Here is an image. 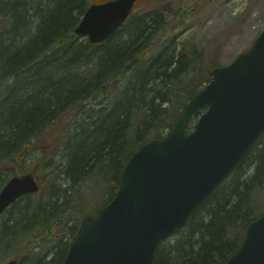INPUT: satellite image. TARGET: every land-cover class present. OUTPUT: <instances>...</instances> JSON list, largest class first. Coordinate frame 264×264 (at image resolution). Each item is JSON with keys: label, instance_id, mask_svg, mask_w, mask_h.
Masks as SVG:
<instances>
[{"label": "trees", "instance_id": "16d2710c", "mask_svg": "<svg viewBox=\"0 0 264 264\" xmlns=\"http://www.w3.org/2000/svg\"><path fill=\"white\" fill-rule=\"evenodd\" d=\"M105 1L0 0V189L27 173L40 187L0 217V264H61L71 222L90 213L84 188L109 196L129 156L162 137L220 65L219 44L207 55L188 36L191 8L144 3L104 42L78 37L85 10ZM262 195L264 135L153 264H223Z\"/></svg>", "mask_w": 264, "mask_h": 264}, {"label": "water", "instance_id": "95a60500", "mask_svg": "<svg viewBox=\"0 0 264 264\" xmlns=\"http://www.w3.org/2000/svg\"><path fill=\"white\" fill-rule=\"evenodd\" d=\"M137 1L89 6L76 35L91 44L103 42ZM210 76L168 135L144 144L128 159L115 197L95 218L83 221L62 264H152L158 243L186 225L264 133V31L247 52ZM201 109L205 112L187 134ZM37 189L31 175L11 178L0 191V215ZM224 264H264V215L248 224L239 248Z\"/></svg>", "mask_w": 264, "mask_h": 264}, {"label": "rangeland", "instance_id": "374dc122", "mask_svg": "<svg viewBox=\"0 0 264 264\" xmlns=\"http://www.w3.org/2000/svg\"><path fill=\"white\" fill-rule=\"evenodd\" d=\"M160 2L156 5V0H141L136 8L139 9L144 3L145 9L159 7L170 12L191 8L188 13L191 24L188 36L207 55H210L219 44L220 65H228L237 55L247 51L264 29V0H160ZM89 188H84L86 205L81 206L87 210L85 212H91L88 215H94L97 208L104 205L98 202L100 196L103 198L105 196V201L109 196L106 192L103 196L100 188H96L95 192ZM256 211L258 215L264 213V198L258 201ZM81 220H73L71 225H78Z\"/></svg>", "mask_w": 264, "mask_h": 264}, {"label": "bare ground", "instance_id": "6f19581e", "mask_svg": "<svg viewBox=\"0 0 264 264\" xmlns=\"http://www.w3.org/2000/svg\"><path fill=\"white\" fill-rule=\"evenodd\" d=\"M82 39V38H81ZM84 39H86L85 37H84Z\"/></svg>", "mask_w": 264, "mask_h": 264}]
</instances>
